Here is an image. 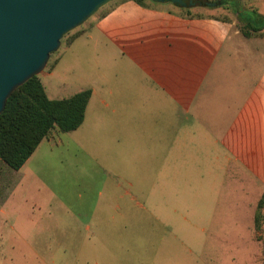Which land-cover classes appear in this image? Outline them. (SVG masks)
I'll list each match as a JSON object with an SVG mask.
<instances>
[{
  "label": "rangeland",
  "instance_id": "1",
  "mask_svg": "<svg viewBox=\"0 0 264 264\" xmlns=\"http://www.w3.org/2000/svg\"><path fill=\"white\" fill-rule=\"evenodd\" d=\"M120 1L111 0L65 34L37 74L50 99L68 97L84 88H93L96 95L91 97L81 126L71 132L52 130L18 170L0 160V205L4 206V213H0V264H62L63 250L48 249V245L63 243L65 237H73L57 230V227L68 225V219L62 217L64 212L70 210L82 216L83 212L98 206L109 211L101 198L111 193L112 185L118 182L119 188H128L127 182L132 180L133 172L138 179L142 177L144 182L147 181L141 175L142 169L138 173L134 171L147 158L142 139L140 150L131 158L125 136L131 89L136 90L139 84L148 80L135 66L137 61L141 63L138 59L141 49L137 45L130 46L138 39L164 33L167 29L182 34L185 28L178 22L170 26L169 22L150 16L143 21L127 10L119 11L113 27L103 30L98 22L94 23ZM144 3L140 6L166 11L176 18L233 21L232 26L227 27L228 32L220 34L224 38L218 39L230 36L232 55L252 51L261 54L259 57L264 65V35H256L264 34V29L249 36L233 35L235 30L241 32L242 22L230 9L208 5L180 7L150 0H144ZM240 3L244 9L264 14V0H240ZM81 32L72 41L73 35ZM140 44L144 45L143 42ZM254 56L249 54L243 61L248 66V79L260 66ZM145 167L149 170L148 164ZM112 168L118 169L120 177L112 175ZM261 180L258 177L255 181L248 179L245 182L238 166L230 164L220 195V200L224 196L225 199L218 204L203 231V223L195 218L177 223L176 228L164 227L152 217L137 218L130 219V225L120 231L119 240L134 247L129 252L142 264L156 252L166 260L179 261L167 264H264L263 211L256 207L252 221L249 215L259 188L257 183ZM244 186L247 201L244 206L240 202L239 208L235 204H238V195L242 197L240 189ZM229 189L232 190L230 197ZM260 196L264 198V193ZM103 221L110 226L109 218ZM35 224L44 231L32 233ZM73 224L78 225L75 220ZM49 226H53L54 233H47ZM102 236L103 241L111 240L110 234ZM33 242L39 245L34 246ZM136 244H141L142 250Z\"/></svg>",
  "mask_w": 264,
  "mask_h": 264
},
{
  "label": "crops",
  "instance_id": "2",
  "mask_svg": "<svg viewBox=\"0 0 264 264\" xmlns=\"http://www.w3.org/2000/svg\"><path fill=\"white\" fill-rule=\"evenodd\" d=\"M121 10L131 11L143 21L150 16L169 22L170 26L178 22L185 30L181 34L167 29L164 33L138 39L130 46L137 45L141 49L138 58L141 63L137 61L135 66L148 80L136 90L131 89L125 136L131 158L140 150L142 139L147 158L134 171L138 173L142 169L141 175L147 181L142 177L138 179L133 172L132 180L127 182L128 188H119L118 182L112 185L111 193L101 198L109 211L98 206L83 212L82 216L70 210L64 212L62 217L68 219V225L57 227V230L73 237L48 245V249L63 250L62 264H133L130 261L142 264L129 252L132 245L119 240L120 231L130 225V219L152 217L164 227L176 228L177 223L195 218L203 223V231L218 204L225 199L224 196L220 200V195L230 164L238 166L245 182L262 179L257 183L259 188L249 214L251 221L260 195L264 193V65L259 57L261 54L245 51L244 55H232L230 36L218 39L222 37L220 34L228 32L227 27L232 26L233 21L176 18L166 11L141 7L132 0L120 1L94 23L98 22L103 30L113 27L115 16ZM240 34L236 30L233 33ZM256 35L263 37L264 34ZM249 54L257 57L260 66L248 79V66L243 61ZM89 89L90 96L79 126L84 122L91 97L96 95L93 88ZM111 173L120 177L118 169L112 168ZM240 190L243 195H238V204H235L239 208L240 202L244 206L247 201L246 187ZM231 193L229 189V197ZM0 213H4L2 205ZM104 218L110 219V226L104 223ZM74 220L78 225H72ZM54 230L53 226L47 227V233H54ZM43 231V227H32V233ZM107 234L111 235V240L103 241L102 235ZM33 245L39 244L33 242ZM139 246L142 245L136 244ZM168 262L179 261L166 260L156 252L143 264Z\"/></svg>",
  "mask_w": 264,
  "mask_h": 264
},
{
  "label": "water",
  "instance_id": "3",
  "mask_svg": "<svg viewBox=\"0 0 264 264\" xmlns=\"http://www.w3.org/2000/svg\"><path fill=\"white\" fill-rule=\"evenodd\" d=\"M111 0H0V112L12 91L44 68L63 35ZM180 7L210 0H150Z\"/></svg>",
  "mask_w": 264,
  "mask_h": 264
},
{
  "label": "trees",
  "instance_id": "4",
  "mask_svg": "<svg viewBox=\"0 0 264 264\" xmlns=\"http://www.w3.org/2000/svg\"><path fill=\"white\" fill-rule=\"evenodd\" d=\"M133 1L145 5L144 0ZM213 1H217L214 7L230 9L236 15L242 22L243 35L249 36L264 29V14L244 9L240 0ZM89 96L90 89L85 88L68 97L50 99L38 75L27 79L12 91L0 112V160L18 170L52 129L61 132L75 130L84 118ZM257 207L262 209L264 217L263 197Z\"/></svg>",
  "mask_w": 264,
  "mask_h": 264
}]
</instances>
